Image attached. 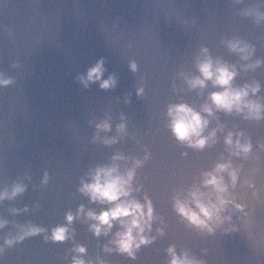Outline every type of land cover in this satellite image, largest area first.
Instances as JSON below:
<instances>
[{
	"label": "water",
	"instance_id": "1",
	"mask_svg": "<svg viewBox=\"0 0 264 264\" xmlns=\"http://www.w3.org/2000/svg\"><path fill=\"white\" fill-rule=\"evenodd\" d=\"M236 40L254 50L249 60L229 50L228 42ZM204 48L213 61L236 67L234 87L258 83L260 91L249 99L264 105V0H0V77L11 80L0 86V192L25 188L0 201V264H72L77 246L86 249L79 257L85 264H168L172 246L203 264H264V119L216 112L205 135L218 124L224 131L202 151L178 142L169 127L170 105L200 111L220 91L210 82L190 90L185 82L184 76L199 75L196 61ZM101 60L102 79L114 77L115 87H85L80 78ZM256 61L259 67L243 70ZM104 121L111 130L98 133L96 125ZM121 123L126 127L118 133ZM228 132L251 143L247 158L230 155ZM113 138L116 143H104ZM116 155L125 157L115 161L122 172L143 161L134 196L143 203L146 195L156 216L148 233L155 240L135 260L104 251L117 227L96 237L92 221L77 217L81 206L85 213L106 210L79 188ZM228 161L239 169L229 191L243 211L230 206L224 215L231 221L209 235L176 214L173 197L199 187L202 173ZM68 213L77 217L70 225ZM29 226L44 231L5 245ZM59 226L71 238L46 239Z\"/></svg>",
	"mask_w": 264,
	"mask_h": 264
},
{
	"label": "clouds",
	"instance_id": "2",
	"mask_svg": "<svg viewBox=\"0 0 264 264\" xmlns=\"http://www.w3.org/2000/svg\"><path fill=\"white\" fill-rule=\"evenodd\" d=\"M227 46L243 61L249 60L254 51L239 40L230 41ZM201 54V57H198L196 61L199 75L184 76L185 82L190 90H203L210 82L212 87L218 88L220 91L212 92L208 96L207 102L201 106L200 111L187 104L170 105L167 110L170 121L169 127L175 139L198 151L214 145L217 140V133L224 131L223 126L218 124L216 128L205 135L210 124L209 118H214L216 112H223L227 115L235 113L246 120L259 121L264 119V105L249 99L250 95L255 96L260 91V85L254 83L245 84L243 87H234L233 81L238 75L236 67L226 65L219 60L213 61L206 48L201 49ZM260 63V61H256L254 64H248L243 70L255 69L260 66ZM130 70L133 72L137 70L135 63L130 65ZM104 71L101 60L88 70L86 77L80 78L81 83L87 87L90 83L99 82L100 88L103 90L115 87L116 80L114 77L109 76L107 80L102 79ZM10 83L11 80L0 77V86H7ZM142 93V88L137 90L138 96ZM125 127L124 123L119 124L117 132L123 133ZM96 128L98 133L108 132L111 130V125L108 121H104L97 124ZM234 135L235 140L233 139ZM242 137V133L233 132H228L225 136L224 144L231 156L247 158L251 153V143L246 139L242 143ZM94 139L98 140L99 136ZM104 143L112 144L116 143V140L113 138L105 140ZM147 158L145 156V159ZM124 159L125 157L121 155L114 156V163L111 166L97 167L92 171L89 176L90 182L81 181L80 193L86 195L90 202L99 204L106 210H102L98 214L91 210L85 213L83 206H81L78 209L77 217L83 214L86 221H92L89 230L96 237L108 236L113 228L117 227L119 230L109 241L112 247H105L104 251L111 253L114 250L118 254L135 260L136 253L140 248L150 245L155 240V237L150 238L148 233L152 230L156 216L152 202L146 195L143 203L134 196V193L140 191L139 187L134 186L136 169L142 166L143 161H133V166L122 172L115 161ZM238 173L239 169L233 168L231 161L217 163L211 171L201 174L199 187H193L186 191L183 197L181 194L173 197L174 211L182 220L187 222L188 226L209 235L213 234L217 227L226 221H231V216L224 215L230 206L236 211H243V206L234 202L229 191V187H236ZM225 174L230 184L225 182ZM44 182H47L46 175ZM201 188L205 191H201ZM24 190L22 185H15L11 194L0 192V201L14 198ZM77 217L68 213L65 219L70 225ZM4 226L5 222L0 221V229ZM43 231L44 229L29 226L15 241L9 239L4 243L11 247L13 243L20 242L25 237L38 235ZM68 233L67 227L59 226L53 229L51 236L46 237V239H50L53 243H63L71 238ZM157 233L161 236L164 234L162 229H158ZM2 251L3 249L0 248V252ZM73 251L77 255L73 257L72 264H85V261L79 257L86 254V249L83 246H77ZM167 253L170 257L168 264H203L195 257H190L186 251L178 255L174 246L169 247Z\"/></svg>",
	"mask_w": 264,
	"mask_h": 264
}]
</instances>
